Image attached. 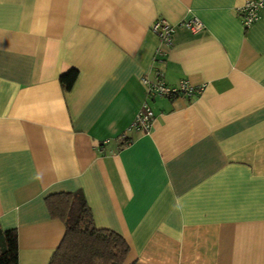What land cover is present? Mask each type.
<instances>
[{
    "label": "crops",
    "instance_id": "1",
    "mask_svg": "<svg viewBox=\"0 0 264 264\" xmlns=\"http://www.w3.org/2000/svg\"><path fill=\"white\" fill-rule=\"evenodd\" d=\"M247 1L0 0V229L18 264H49L65 227L46 198L77 191L124 264H264V9L245 28ZM156 72L194 95L149 96ZM144 104L149 131L129 129Z\"/></svg>",
    "mask_w": 264,
    "mask_h": 264
},
{
    "label": "trees",
    "instance_id": "2",
    "mask_svg": "<svg viewBox=\"0 0 264 264\" xmlns=\"http://www.w3.org/2000/svg\"><path fill=\"white\" fill-rule=\"evenodd\" d=\"M77 75V70L72 69L59 77L64 91L72 88ZM46 206L51 218L60 220L65 227L64 237L49 264H124L129 254L127 243L114 231L95 226L81 191L50 195ZM0 264H18L14 229H0Z\"/></svg>",
    "mask_w": 264,
    "mask_h": 264
},
{
    "label": "built area",
    "instance_id": "3",
    "mask_svg": "<svg viewBox=\"0 0 264 264\" xmlns=\"http://www.w3.org/2000/svg\"><path fill=\"white\" fill-rule=\"evenodd\" d=\"M262 9H264V0H249L239 7L236 13L242 25L248 28L258 19V13ZM183 26L192 31H198L202 28V24L198 20L183 23ZM151 32L155 34L162 43L169 45L175 33V26L163 19H158L152 24ZM155 77V82L149 81L146 78L141 80L146 87L147 94L151 97H175L182 95L189 98L195 93L194 89L186 81L181 82L178 87H169L164 83L160 72H156ZM152 120L153 112L147 104H144L142 111L138 114L129 129H141L147 132L150 129ZM119 140L124 146L130 144V141L125 135H122Z\"/></svg>",
    "mask_w": 264,
    "mask_h": 264
}]
</instances>
